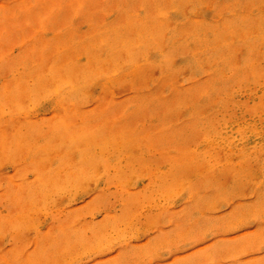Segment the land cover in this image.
Returning <instances> with one entry per match:
<instances>
[{"label":"rangeland","instance_id":"obj_1","mask_svg":"<svg viewBox=\"0 0 264 264\" xmlns=\"http://www.w3.org/2000/svg\"><path fill=\"white\" fill-rule=\"evenodd\" d=\"M0 264H264V0H0Z\"/></svg>","mask_w":264,"mask_h":264}]
</instances>
